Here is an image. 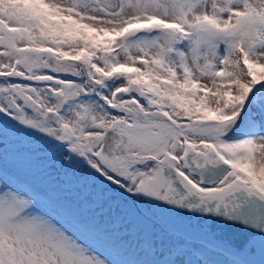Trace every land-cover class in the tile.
Segmentation results:
<instances>
[{
  "label": "snow or ice",
  "instance_id": "obj_1",
  "mask_svg": "<svg viewBox=\"0 0 264 264\" xmlns=\"http://www.w3.org/2000/svg\"><path fill=\"white\" fill-rule=\"evenodd\" d=\"M0 264H264V0H0Z\"/></svg>",
  "mask_w": 264,
  "mask_h": 264
},
{
  "label": "water",
  "instance_id": "obj_2",
  "mask_svg": "<svg viewBox=\"0 0 264 264\" xmlns=\"http://www.w3.org/2000/svg\"><path fill=\"white\" fill-rule=\"evenodd\" d=\"M224 235L227 239L235 243H242L247 238V233L239 228L225 229Z\"/></svg>",
  "mask_w": 264,
  "mask_h": 264
}]
</instances>
